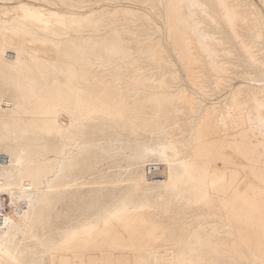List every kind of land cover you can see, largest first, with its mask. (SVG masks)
<instances>
[{"label":"rangeland","instance_id":"obj_1","mask_svg":"<svg viewBox=\"0 0 264 264\" xmlns=\"http://www.w3.org/2000/svg\"><path fill=\"white\" fill-rule=\"evenodd\" d=\"M171 1L0 0L1 6L12 8L7 18L22 17L25 12L32 15L29 19L19 18L25 30L37 40L53 38L59 47L43 58L37 43L24 40L27 47L23 52L27 53H23L21 66L4 74L11 89L12 106H2L4 120L10 123L3 128L1 137L12 143L23 137L29 146L23 155L33 156L31 164H42L47 159L42 166L47 171L46 180L40 187H30L31 197L43 196L41 212L33 214L30 227L17 239V255L23 264H87L81 258L74 259V252L63 250L65 238L71 236L72 229L80 226L88 232L87 237L96 238L100 244V250L92 252L94 258L98 257L97 264H103L116 253L118 259L114 257L113 264H264V113L260 119L254 116L250 121L240 111H235L232 116L235 125L232 123L229 129H221L222 135L220 130L203 127L204 132L202 130L194 140L188 139L193 118L183 96L189 91L190 84H180L178 80L181 76L198 74L197 68L190 63L189 73L183 71L182 61L176 60L174 47L168 43L189 42L198 62L207 63L208 76L212 81L217 80L214 82L217 84L216 95L205 93L207 100L227 96L229 78L240 84L242 76L251 75L262 82L264 65L258 59L262 53L252 42L264 46V0ZM204 30L206 32H202ZM202 35L217 46L212 45L217 52L210 54L211 57L200 48ZM0 47L3 49L0 62L7 66L15 64L16 51L10 47L4 49L1 41ZM239 47L242 56L254 55L253 60L250 59L252 64L238 55L235 48ZM9 52H14V59L7 57ZM240 59L243 61L239 62ZM186 61L187 58L183 61L185 66ZM90 74L99 79L94 92L106 90L107 103H114L120 95L139 93L131 96L132 101L146 97L160 80L165 82L155 90L167 95L161 106L148 102L146 114L134 119L136 125L117 123L109 115L87 120L78 129L77 142L57 131L45 135L38 128L30 127L29 121L40 94L58 85H67L64 81L67 76L84 82ZM19 100L23 104L20 113L11 110ZM62 113L58 122L65 132L72 131L69 114ZM198 143L204 147L202 153L196 155L193 148ZM183 157L193 159L186 163ZM9 163L10 160L2 166ZM149 165H159L166 178L170 168L174 169L178 183L167 185L146 181L145 169ZM157 173L152 177L161 175ZM190 175H194L193 178ZM48 181L68 184L49 187ZM19 198L17 194L2 191L0 212L6 216L23 213L28 208L30 196ZM206 205H210V209ZM210 212L221 213L229 220L227 230L208 217ZM181 224L186 225L185 232ZM114 225L120 228L127 225V228L114 230V235L118 234L116 239L104 232L108 227L115 228ZM176 235H182L183 242L176 254L172 252L173 257L171 248L168 249ZM227 238L239 252L235 257L228 255L223 247ZM63 256L70 258L61 261Z\"/></svg>","mask_w":264,"mask_h":264},{"label":"bare ground","instance_id":"obj_2","mask_svg":"<svg viewBox=\"0 0 264 264\" xmlns=\"http://www.w3.org/2000/svg\"><path fill=\"white\" fill-rule=\"evenodd\" d=\"M57 1V0H56ZM171 1V0H170ZM172 3V1H171ZM112 5V4H111ZM116 5V4H115ZM125 5V4H124ZM113 6V5H112ZM166 6V5H165ZM206 6V5H203ZM201 6V7H203ZM58 7V6H57ZM207 7V6H206ZM68 8V7H67ZM95 8V7H94ZM113 8V7H112ZM171 8V6H170ZM72 9V8H71ZM77 10V9H76ZM211 10V9H210ZM201 11V10H200ZM204 11V10H203ZM207 11V10H206ZM209 11V10H208ZM153 12V11H152ZM166 12V11H165ZM12 13V8L8 7V6H1L0 5V32H1V39L0 41L3 42L4 44V49L5 48H12L16 51L18 58L15 59V64L12 65H3L0 62V157L1 155L4 153L6 155V160L2 162H0V193L2 191H8L9 194H14V195H18L20 198L24 197V196H30L29 199V204H28V208L25 209L23 211V213H16L14 215L11 216H6L5 213L0 212V264H23L22 260H20V257L17 255L18 250L16 249L18 246V241L17 239H19V235L20 234H24L26 232V228L30 227L29 225V221L31 219V217L33 216V214H37V212H41L40 211V205H42L44 199L43 196L40 195L36 198L31 197L30 195V187H40L42 186L44 180H46V173L47 171L42 169V166L47 162V159H45L44 161H42V164H31V160L34 159L32 155H23V152H25V150H27L29 148L28 145H26V143H24L25 139L23 137H20L17 143H12L10 141L5 140L4 138H2V130L3 128L9 125V121L4 120V115L1 112L2 106H12V102L10 101V97L11 96V89L10 87L8 88V81L5 79L4 74L9 71V70H16L19 66H21L22 63V56H23V49L27 46H25V42L24 40L31 42V43H37L40 46V55L45 58V57H49L50 54H52L53 52L59 50V47L57 46V44L55 43V41L53 40V38H44L43 40H37L32 33L28 32L25 30L23 22L21 19L19 18H30L32 15L28 14V13H24L23 16L21 17H9V14ZM207 13V12H206ZM212 13V12H211ZM208 14V13H207ZM193 16V14H192ZM211 16V15H210ZM217 16V15H216ZM169 18V17H168ZM29 21V20H28ZM171 21V20H169ZM30 22V21H29ZM34 22V21H32ZM166 22V21H165ZM166 24V23H164ZM200 24V23H199ZM36 25V24H35ZM166 26V25H165ZM198 26V25H197ZM69 27V26H68ZM200 27V25H199ZM168 28V26H167ZM166 29V28H165ZM170 29V28H169ZM172 31V30H171ZM35 32V31H34ZM202 32H206L205 30ZM224 32V31H223ZM50 35V34H49ZM163 35V34H162ZM202 43H199V45L201 46L200 48L203 49L206 52V55H212L213 52H217L213 50V46L214 44L211 43V41L213 42V40H211L210 42L208 40H206V36L202 35ZM163 37V36H162ZM172 38V37H171ZM211 38L213 39L214 37L211 36ZM163 39V38H162ZM168 40V39H167ZM173 40V39H172ZM166 42V41H165ZM170 44V46L172 45L174 47V53L176 54V56L178 57V62L179 59L182 61V66H183V71L189 73V71L191 70V65L190 63H194V67L197 68V72L198 74L194 75V76H190V74L186 77H182L178 80V83L182 84V83H186L188 82V84H190L189 86V91L184 93L186 95L183 96V99L185 100V102L188 104V108L190 111V114L193 118V129L192 132L190 134V137H188V139L190 140H194L195 137H197V135H199V133L203 130V127L209 128V129H215V131H219V133H221V129L223 130H227L229 129V127L231 125H233V113H235V111H240L241 115H244V117H248L247 119L250 121L254 116L258 117V119H260V116H262V113L264 109V81H257L255 79V77L251 76H242L243 77V81L238 84V83H233L229 81L226 85L229 86L228 89V95L227 96H223L221 98H213L210 100H207L206 98H208L206 96V94H212V95H216V88L215 85L217 86V84H215V81H212V77L210 78V75L208 76L206 70H207V63L204 62H198V59L195 58L194 56V52L190 46L189 42H168ZM256 44L257 47V51H259L261 54V56H259L258 59L261 60L262 65H264V46H261L260 43L257 44V42H252ZM165 44V43H164ZM168 44V45H169ZM27 45V44H26ZM32 46V45H31ZM169 46V47H170ZM205 46H208L209 48H206ZM215 46V45H214ZM3 47V46H1ZM0 47V52L3 50ZM29 47V46H28ZM35 47V46H34ZM217 47V46H215ZM250 48V47H249ZM29 49V48H28ZM241 48L239 47V49L235 48V50H238V55L240 54V57L242 56V54L240 53ZM247 49V48H246ZM172 50V49H171ZM230 50V49H229ZM250 50V49H249ZM253 50V49H251ZM168 51V50H167ZM231 51V50H230ZM30 52V51H29ZM242 52V51H241ZM245 52V51H243ZM247 52V51H246ZM6 53V52H5ZM4 53V54H5ZM27 53V51L25 52ZM24 53V54H25ZM1 54V53H0ZM3 54V55H4ZM30 54V53H29ZM217 54V53H215ZM245 54V53H244ZM35 55V54H34ZM228 55V54H227ZM237 55V57H238ZM25 58L26 55H24ZM36 56V55H35ZM226 56V55H225ZM232 56V53H231ZM236 56V55H235ZM7 57L9 59H14L15 58V54L14 52H9L7 54ZM172 57V56H171ZM204 57V56H203ZM211 57V56H209ZM216 56H214L215 58ZM233 57V56H232ZM185 58L188 59V62L186 63V66L184 65V60ZM227 58V57H226ZM242 58H244V61L246 63L250 62V59L253 60L254 55L252 54H248V56H242ZM48 59V58H46ZM72 59V58H71ZM172 59V58H171ZM218 59V58H217ZM225 59V58H224ZM235 59V57H234ZM194 60V61H193ZM212 60V59H211ZM228 60V59H227ZM232 60V59H231ZM239 60V59H238ZM31 61V60H30ZM35 61V60H34ZM157 61V60H156ZM181 61H180V65H181ZM200 61V60H199ZM220 61V60H219ZM229 61V60H228ZM243 61L242 59H240L239 62ZM249 61V62H248ZM33 62V61H32ZM213 62V61H212ZM210 62V63H212ZM223 62H225L223 60ZM28 63V62H27ZM48 63V60H47ZM72 63V62H71ZM214 63V62H213ZM244 63V62H243ZM251 63V62H250ZM73 64V63H72ZM217 64V63H216ZM219 64V63H218ZM226 64V63H225ZM245 64V63H244ZM252 64V63H251ZM30 65V64H29ZM34 65V64H33ZM212 65V64H211ZM215 65V64H214ZM51 66V65H50ZM219 65H216L215 67H217ZM251 66V65H250ZM220 67V66H219ZM25 68V67H24ZM218 68V67H217ZM221 68V67H220ZM228 68V67H227ZM252 68V67H251ZM21 69V68H20ZM178 69H180L178 67ZM22 70V69H21ZM35 70V69H34ZM62 70V69H61ZM224 70V69H223ZM227 71V70H226ZM63 72V71H62ZM258 72V71H257ZM260 74V72H259ZM262 76V75H261ZM107 77V76H106ZM263 78V77H262ZM142 79V78H141ZM221 79V78H220ZM242 79V78H241ZM105 80V79H104ZM115 80V79H114ZM120 80V79H119ZM228 80V78H227ZM64 81L67 83V85H58L54 88H52L51 90H48L42 94H40L38 96V104L36 105L35 108V113L32 116V118L30 119L29 123H30V127H36L39 129L40 132H42L45 135H52V133L54 131H57L60 135H64L68 137V140L70 139H75V141H78V129L79 127L84 124L87 120L89 119H94L95 117L98 116H111L117 123H123L124 125L130 123L132 125H136L134 123V119L140 118L139 116L142 115L145 112V107L146 105H148V102H154L156 104H158L159 106H161L163 100L165 99L167 93H164L163 91H157L155 90V88H159L161 87L165 80H160L159 84L155 85L152 89L150 90V92L148 94H146V97L140 96L137 100H130L131 96L137 95L139 93H135L133 95H120L119 98H116L114 103H107V98H106V90H102L99 89L98 93L95 91V83L98 81L99 79L95 76V75H88L86 76V80H84V82L80 81V80H75L72 79L71 77L67 76L65 77ZM136 81V80H135ZM139 81V80H138ZM141 81V80H140ZM139 81V82H140ZM223 81V80H221ZM110 82V81H109ZM226 82V81H225ZM10 83V82H9ZM61 83V82H60ZM101 83V82H100ZM139 84V83H138ZM119 85V84H118ZM178 85V84H177ZM214 85V86H213ZM220 86V85H219ZM168 87V86H167ZM141 88V87H140ZM144 88V87H143ZM142 89V88H141ZM123 90V89H122ZM144 90V89H142ZM164 90V89H163ZM181 91V90H180ZM186 91V90H185ZM206 93V94H205ZM261 93V94H259ZM114 94V93H113ZM120 94V93H119ZM181 94V93H180ZM202 94V95H201ZM261 95V96H260ZM108 96V95H107ZM206 96V97H205ZM8 97V98H7ZM110 97V96H109ZM212 97V96H211ZM210 97V98H211ZM33 106V105H32ZM147 108V107H146ZM5 109V108H3ZM9 110V109H8ZM12 111L15 112H22L23 110V104H22V100H19L16 105L11 108ZM68 113L70 116V122H71V126H72V131H67L65 132L64 130V126L62 124H60L58 122L59 118L58 116L62 113ZM63 114V113H62ZM146 114V112L144 113ZM8 116V115H7ZM63 116V115H62ZM237 116V114H236ZM6 117V115H5ZM26 117V116H25ZM60 117V116H59ZM108 117V118H109ZM110 117V118H111ZM66 118V117H65ZM235 119V118H234ZM264 119V118H263ZM262 119V120H263ZM95 120V119H94ZM136 120V121H137ZM91 121V120H89ZM67 122V121H66ZM14 123V122H13ZM233 123V124H232ZM236 123V122H235ZM246 124V123H245ZM69 125V124H68ZM235 125V124H234ZM26 126V125H25ZM67 126V125H66ZM140 126V125H139ZM11 127V126H10ZM17 127V126H16ZM82 127V126H81ZM137 127V126H136ZM235 127V126H234ZM69 128V127H68ZM136 129V128H135ZM140 129V128H139ZM233 130V129H232ZM38 131V130H37ZM217 131V132H218ZM204 132V130H203ZM232 132V131H231ZM244 132V131H243ZM246 132V131H245ZM241 133V132H240ZM235 134V133H233ZM222 135V133H221ZM239 135V133H238ZM242 135V134H241ZM59 136V135H58ZM172 136V135H171ZM225 136V135H224ZM176 138V137H175ZM171 140V139H170ZM237 141V140H236ZM176 142V141H175ZM191 142V141H190ZM170 143V142H169ZM174 143V142H173ZM172 143V144H173ZM193 143V142H192ZM170 144V145H172ZM179 144V142L177 143ZM183 144V143H182ZM176 145V144H175ZM186 146V144H184ZM173 146V145H172ZM189 146V144H188ZM194 146V145H193ZM203 144H196V146H194L193 149H195L196 155H199L202 153L203 151ZM185 148V147H184ZM190 148V147H189ZM208 148V147H207ZM177 149V148H176ZM178 150V149H177ZM190 150V149H189ZM211 150V149H210ZM32 151V150H31ZM30 151V152H31ZM56 151V150H55ZM194 153V151H193ZM223 152H221L222 154ZM3 154V156H4ZM182 154V153H181ZM184 154V153H183ZM205 154V153H204ZM186 156V155H185ZM201 156V155H200ZM224 156V155H223ZM222 156V157H223ZM68 157V156H67ZM70 157V156H69ZM206 158V157H205ZM210 158V157H208ZM225 158V157H224ZM182 159L186 160V163L189 161L191 162V160L193 159L192 157L189 158H185L183 157ZM207 159V158H206ZM205 159V161H206ZM10 160V163L8 166L3 167V164H7L8 161ZM183 160V161H185ZM198 160V159H195ZM194 160V161H195ZM204 160V159H203ZM225 160V159H224ZM68 161V160H67ZM182 161V162H183ZM200 161V160H199ZM210 162L212 160H209ZM207 161V162H209ZM226 161V160H225ZM224 161V162H225ZM209 162V163H210ZM171 163V162H170ZM195 163V162H193ZM205 163V162H204ZM232 163V162H231ZM173 164V162H172ZM196 164V163H195ZM185 165V164H184ZM208 165V163H207ZM210 165V164H209ZM212 165V164H211ZM232 165V164H231ZM192 166V165H191ZM234 166V165H232ZM236 167V166H235ZM187 168V167H186ZM200 168V167H199ZM213 169V167H211ZM240 168V167H239ZM254 168V167H253ZM262 168V167H261ZM46 169V168H45ZM188 169V168H187ZM238 169V168H237ZM191 170V169H190ZM231 170V169H230ZM236 170V169H235ZM158 171L157 174H161L158 176H153L152 175ZM202 171V170H201ZM234 171V170H233ZM238 171V170H237ZM235 171V172H237ZM54 172V171H53ZM188 172V171H187ZM190 172V171H189ZM188 172V173H189ZM203 172V171H202ZM232 172V171H231ZM239 172V171H238ZM263 172V171H262ZM193 173V172H192ZM217 173V172H216ZM219 173V172H218ZM191 174V173H190ZM201 174V173H200ZM209 174V173H208ZM230 174V171L229 173ZM184 175V174H183ZM198 175V174H197ZM206 175V174H205ZM204 175V176H205ZM211 175V174H209ZM215 175L214 173L212 174V176ZM191 178H193L194 175H190ZM201 176V175H200ZM203 176V175H202ZM203 176V177H204ZM228 176V175H226ZM230 177H234V176H230ZM228 177V178H230ZM145 178L146 181L150 182V183H163V184H167V185H174L177 182V178L174 175V169L170 168V173L167 174V178L166 176L163 174V171L161 170L159 165H149L147 166V168L145 169ZM166 178V179H165ZM214 178V177H213ZM216 178V177H215ZM214 178V179H215ZM237 178V177H236ZM203 179V178H201ZM213 179V180H214ZM232 179V178H231ZM58 180V179H57ZM212 180V178L210 179ZM209 180V182H210ZM212 180V181H213ZM228 180V179H227ZM202 181V180H201ZM238 181V180H236ZM232 182V181H231ZM240 182V181H238ZM203 183V182H202ZM207 183V182H206ZM228 183V182H227ZM63 185V184H68V182H63V183H55L53 181H48V186L52 187V186H56V185ZM200 184V183H199ZM236 184V182H235ZM196 185V184H193ZM239 185V184H237ZM236 185V186H237ZM221 186V184L219 185ZM179 187V186H178ZM191 187V186H190ZM166 188V187H165ZM211 188V187H210ZM209 188V189H210ZM172 189V188H171ZM175 189V188H174ZM177 189V188H176ZM192 189V188H191ZM221 189V188H220ZM219 189V191H221ZM224 190V189H223ZM197 191V190H196ZM218 191V190H217ZM216 191V192H217ZM213 192V191H212ZM215 192V191H214ZM209 193V192H208ZM222 193V192H221ZM159 194V193H158ZM15 197V196H14ZM19 198V199H20ZM211 198V197H210ZM204 199V198H203ZM212 201V199H210ZM217 200V199H216ZM210 203V202H209ZM217 204V203H216ZM202 205V204H201ZM222 205V204H221ZM225 205V204H224ZM207 207L209 206L210 209V205H206ZM214 206V205H213ZM218 206V205H217ZM37 207L39 208V210L35 211L37 209ZM205 207V206H204ZM206 207V208H207ZM212 207V204H211ZM218 208V207H217ZM201 209V208H200ZM213 209V208H212ZM121 210V209H120ZM124 210V209H123ZM122 210V211H123ZM216 210V209H215ZM125 211V210H124ZM123 211V212H124ZM154 211V210H153ZM205 211V210H204ZM118 213V212H117ZM122 213V212H121ZM206 213V212H205ZM230 213V212H229ZM115 214V213H114ZM123 214V213H122ZM121 214V215H122ZM154 214V213H153ZM152 214V215H153ZM160 214V213H159ZM228 214V213H227ZM162 215V214H161ZM224 215V214H223ZM115 216V215H114ZM124 216V215H123ZM130 216V215H128ZM150 217L151 214L149 215ZM158 216V215H156ZM155 216V217H156ZM164 216V215H163ZM118 217V216H116ZM125 217H127L125 215ZM133 217V215H132ZM139 218V216H134ZM154 217V218H155ZM208 217L212 218L215 222H217V224H219L221 227H226L228 226L229 220L226 217H223L221 215V213H209ZM111 218V217H110ZM115 218V217H113ZM120 218V217H119ZM136 218V219H137ZM182 218V217H181ZM207 218V217H206ZM34 219V218H33ZM123 219V218H121ZM120 219V220H121ZM131 219V218H130ZM133 219V218H132ZM166 219V218H164ZM163 219V220H164ZM194 219V218H193ZM112 220V219H110ZM162 220V219H161ZM169 220V219H168ZM185 220V219H184ZM187 220V219H186ZM129 221V220H128ZM145 221V220H144ZM147 221V220H146ZM171 221V220H170ZM123 222V220H122ZM156 222V221H155ZM176 222V221H174ZM187 222V221H186ZM232 222V221H231ZM107 223V222H105ZM111 223V222H110ZM127 223V221H126ZM129 223V222H128ZM131 223V222H130ZM129 223V224H130ZM135 223V222H134ZM137 223V222H136ZM109 224V223H108ZM107 224V225H108ZM117 224V223H116ZM166 224V223H164ZM174 224V223H172ZM177 224L180 225L179 222H177ZM32 225V224H31ZM106 225V226H107ZM118 225V224H117ZM120 225V224H119ZM140 225V224H138ZM137 225V226H138ZM168 225V224H167ZM182 225V224H181ZM94 226V225H93ZM111 226V225H110ZM115 226V225H114ZM123 226H127V225H123ZM122 226V227H123ZM186 226V225H185ZM184 225H182V231L185 232L186 227ZM231 226V224H230ZM236 226V225H234ZM95 227V226H94ZM104 227V226H103ZM121 227V228H122ZM133 227V225H132ZM130 228V230L134 229V228ZM179 227V226H178ZM189 227V226H187ZM116 228L121 229L119 226H115V228L113 227H108L106 228L107 234L111 235L113 237V239H116L115 234L114 235V230ZM127 228V227H126ZM177 228V227H176ZM220 228V227H218ZM234 228V227H233ZM239 228V227H238ZM105 229V228H104ZM140 229V228H139ZM179 229V228H178ZM235 229V228H234ZM90 230V229H89ZM145 230V229H144ZM148 230V229H147ZM181 230V229H180ZM179 230V231H180ZM222 230V229H221ZM227 230V229H226ZM229 230V229H228ZM132 231H135L132 230ZM232 231V230H230ZM31 232V231H30ZM97 232V230H96ZM98 232H101L100 229ZM97 232V233H98ZM140 231H137V233L139 234ZM182 232V233H183ZM223 232V231H222ZM236 232V231H235ZM32 233V232H31ZM88 233V232H87ZM85 232V228L83 227H76L74 229H72V234L71 236H68L67 238H65V242L66 245L64 246L63 250H66V252L69 250L70 252H74V259L77 258H81L84 262H86L87 264H97L96 261H98V257L95 256V258L92 255V252H95L97 250H100L99 245L97 244V239H91L89 238V236L87 237L86 235H88ZM90 233V231H89ZM143 233V232H140ZM181 233V232H180ZM233 233V232H232ZM103 234V233H102ZM120 234V233H119ZM127 234V233H126ZM125 234V235H126ZM177 234V233H176ZM223 234V233H221ZM220 234V236H221ZM90 235H94V234H90ZM98 235V234H97ZM124 235V232H123ZM122 235V236H123ZM128 235V234H127ZM35 236V235H34ZM129 236V235H128ZM175 236V234H174ZM173 236V237H174ZM177 236V235H176ZM219 236V237H220ZM234 236V235H233ZM125 237V236H124ZM173 237L171 239H173ZM222 237V236H221ZM99 238V237H98ZM104 238V237H103ZM106 238V237H105ZM129 238V237H128ZM136 238V237H135ZM184 238V236H183ZM224 238V237H222ZM229 238V237H228ZM226 239L224 241H221L225 243V246L223 245V247H225V250L227 252L228 255H234L233 257H235L237 254H239L238 251H236V247L234 246L235 244L230 242L231 239ZM37 239V238H36ZM119 239V238H118ZM124 239V238H122ZM126 239V237H125ZM131 239V238H129ZM134 239V238H133ZM138 240V238H136ZM135 239V240H136ZM140 239V238H139ZM142 242H144L142 239H140ZM236 240V239H235ZM239 240V239H238ZM108 241V240H107ZM126 241V240H125ZM147 241V240H146ZM64 242V243H65ZM109 242V241H108ZM120 242H122L120 240ZM136 242V241H135ZM141 242V244H142ZM182 235H178L177 237H175L173 239V243L171 245V247H169V251L171 248V255L173 252V255L177 253L178 250H180V245L182 243ZM234 242V241H233ZM237 243V241H235ZM103 243V242H102ZM117 243V242H116ZM124 243V242H122ZM132 243V242H131ZM137 243V242H136ZM139 243V241H138ZM146 242H144L145 245ZM165 243V242H164ZM169 243V242H168ZM186 243V242H185ZM104 244V243H103ZM118 244V243H117ZM135 245V243H133ZM147 244V243H146ZM167 244V243H166ZM111 245V244H110ZM132 245V244H130ZM139 245V244H138ZM137 245V247H138ZM143 245V244H142ZM168 245V244H167ZM102 246V245H101ZM100 246V247H101ZM126 246V244H124V247ZM136 246V245H135ZM240 246V245H239ZM55 247V246H54ZM111 247V246H110ZM117 247V246H116ZM122 248V246H120ZM123 249H126L124 248ZM128 247V245H127ZM134 246H132L133 248ZM147 247V246H146ZM241 247V246H240ZM99 248V249H98ZM130 247H128L129 249ZM117 249V248H115ZM114 249V250H115ZM134 249V248H133ZM166 249V248H165ZM111 250V249H110ZM113 250V251H114ZM137 250V249H136ZM160 250V248H159ZM162 250V249H161ZM65 252V251H64ZM120 252V251H119ZM125 252V251H124ZM164 252V251H162ZM165 253H169L167 251H165ZM179 253V252H178ZM244 253V252H243ZM69 254V253H68ZM88 254V255H87ZM117 254V253H116ZM116 254H114L115 256H109L108 259L102 260L103 264H113V259L114 257L116 258ZM122 254V253H120ZM119 254V255H120ZM124 254V253H123ZM122 254V255H123ZM241 254V253H240ZM65 255V254H63ZM98 255V254H96ZM164 255V254H163ZM172 255V256H173ZM62 256V255H60ZM68 256V255H67ZM169 256V255H168ZM105 257V256H104ZM102 257V258H104ZM120 257V256H119ZM174 257V256H173ZM239 257V256H238ZM241 257V256H240ZM64 256L60 257L61 261L63 260ZM67 257V260L68 261ZM100 258V257H99ZM123 258V257H122ZM80 259V260H81ZM118 259V257L116 258ZM168 259V258H167ZM239 259V258H238ZM81 260V261H82ZM122 260V259H121ZM60 261V263H62ZM118 261V260H116ZM226 261V260H225ZM242 261V259H241ZM100 262V261H99ZM98 262V263H99ZM164 262V261H163ZM223 262V261H222ZM64 263V262H63ZM115 263V262H114ZM120 263V262H118ZM116 262V264H118ZM131 263V262H130ZM216 263V262H215ZM156 264V263H155ZM165 264V263H164Z\"/></svg>","mask_w":264,"mask_h":264},{"label":"built area","instance_id":"obj_3","mask_svg":"<svg viewBox=\"0 0 264 264\" xmlns=\"http://www.w3.org/2000/svg\"><path fill=\"white\" fill-rule=\"evenodd\" d=\"M6 158H7L6 156H3V157L1 158V160L5 161Z\"/></svg>","mask_w":264,"mask_h":264}]
</instances>
